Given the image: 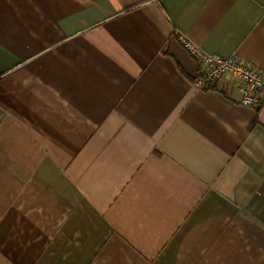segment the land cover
I'll use <instances>...</instances> for the list:
<instances>
[{
	"label": "crops",
	"instance_id": "crops-1",
	"mask_svg": "<svg viewBox=\"0 0 264 264\" xmlns=\"http://www.w3.org/2000/svg\"><path fill=\"white\" fill-rule=\"evenodd\" d=\"M264 0H0V264H264Z\"/></svg>",
	"mask_w": 264,
	"mask_h": 264
},
{
	"label": "built area",
	"instance_id": "built-area-1",
	"mask_svg": "<svg viewBox=\"0 0 264 264\" xmlns=\"http://www.w3.org/2000/svg\"><path fill=\"white\" fill-rule=\"evenodd\" d=\"M180 40L197 62L195 83L198 87L210 88L223 79L239 89L242 105L264 106V76L258 67L236 54L206 52L188 39L181 37Z\"/></svg>",
	"mask_w": 264,
	"mask_h": 264
},
{
	"label": "rangeland",
	"instance_id": "rangeland-1",
	"mask_svg": "<svg viewBox=\"0 0 264 264\" xmlns=\"http://www.w3.org/2000/svg\"><path fill=\"white\" fill-rule=\"evenodd\" d=\"M181 37H183V38H185L184 36H182V35H179V40L181 39ZM186 39V38H185ZM191 41V40H190ZM180 42H181V40H180ZM182 43V42H181ZM192 43V42H191ZM193 44V43H192ZM183 45V44H182ZM194 45V44H193ZM184 46V45H183ZM195 46H197V45H195ZM199 47V46H198ZM259 69V68H258ZM260 70V69H259ZM260 72L262 73V71L260 70ZM262 75H263V73H262ZM264 76V75H263ZM196 78V77H195ZM194 81H195V79H194ZM197 85V84H196ZM212 87V86H211ZM210 87V88H211ZM203 89H206V88H203Z\"/></svg>",
	"mask_w": 264,
	"mask_h": 264
}]
</instances>
